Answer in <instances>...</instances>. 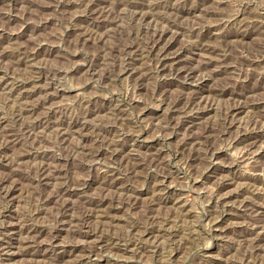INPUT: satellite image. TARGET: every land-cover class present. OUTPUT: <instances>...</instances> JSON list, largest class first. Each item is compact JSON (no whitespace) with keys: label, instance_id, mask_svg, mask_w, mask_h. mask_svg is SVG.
I'll return each instance as SVG.
<instances>
[{"label":"rangeland","instance_id":"374dc122","mask_svg":"<svg viewBox=\"0 0 264 264\" xmlns=\"http://www.w3.org/2000/svg\"><path fill=\"white\" fill-rule=\"evenodd\" d=\"M263 100L264 0H0V264H264Z\"/></svg>","mask_w":264,"mask_h":264},{"label":"bare ground","instance_id":"6f19581e","mask_svg":"<svg viewBox=\"0 0 264 264\" xmlns=\"http://www.w3.org/2000/svg\"><path fill=\"white\" fill-rule=\"evenodd\" d=\"M201 27V26H200ZM129 49V48H128ZM158 54V53H157ZM136 56V55H135ZM164 56V55H163ZM212 58V57H211ZM165 60V59H164ZM218 61V60H217ZM215 62V61H214ZM210 64V63H209ZM160 68V67H159ZM227 68V67H226ZM234 68V67H233ZM228 71V70H227ZM178 72V71H177ZM231 72V71H230ZM237 72V71H236ZM232 74V72H231ZM186 79V78H185ZM184 80V79H183ZM201 82V81H200ZM234 87V86H233ZM192 96V95H191ZM181 98V97H180ZM252 100V99H251ZM264 101V100H263ZM198 102V101H197ZM256 102V101H255ZM264 104V103H263ZM262 105V104H261ZM255 106V105H254ZM173 108V107H172ZM12 124V123H11ZM163 129V128H162ZM10 131V130H9ZM258 137V136H257ZM185 139V138H184ZM234 139V138H233ZM213 153V152H212ZM155 156V155H154ZM93 157V156H92ZM258 169V168H257ZM260 172V171H259ZM106 181V180H105ZM152 184V183H151ZM221 195V194H220ZM222 202V201H221ZM95 213V212H94ZM97 214V213H96ZM169 227V226H168ZM84 232V231H83ZM156 237V236H155ZM164 239V238H163ZM157 241V240H156ZM94 243V242H93Z\"/></svg>","mask_w":264,"mask_h":264}]
</instances>
